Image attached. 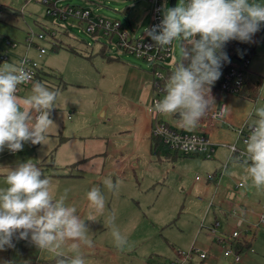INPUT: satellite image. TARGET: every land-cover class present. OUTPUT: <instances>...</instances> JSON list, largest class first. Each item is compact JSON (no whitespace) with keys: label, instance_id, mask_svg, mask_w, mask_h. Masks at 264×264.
I'll return each instance as SVG.
<instances>
[{"label":"rangeland","instance_id":"rangeland-1","mask_svg":"<svg viewBox=\"0 0 264 264\" xmlns=\"http://www.w3.org/2000/svg\"><path fill=\"white\" fill-rule=\"evenodd\" d=\"M70 1L92 9L94 15L119 20L121 31L131 34L136 29V35L142 36L150 24L147 0H96L99 5L92 4L94 0ZM161 4L164 12L170 0H161ZM85 28L75 20L47 16L45 5L38 0H0L1 49L7 50V40L13 42L15 47L8 49L10 60L15 63L28 55L39 65L35 82L60 93L44 145L28 142L22 151L12 153L5 148L0 152V187H6L2 174L7 175L9 169L29 160L36 164L51 179L54 197L66 191V203L76 207L88 223L93 244L81 249L87 264H181V254L191 250L206 254L205 259L194 254L191 264H264V225L259 223L264 190L252 185L242 164L237 158L229 160L224 147L236 145L245 152L244 140L236 131L252 123L255 107L264 105V23L251 42L235 40L254 49L247 75L250 82L261 80L259 98L252 102L218 92L212 109L225 104L229 124L208 126L203 118L197 129L187 131L209 136L216 147L214 159L176 156L167 148L157 153L147 131L148 120L155 122L150 91L153 66L135 55L118 54L109 37L96 39ZM40 33L45 40L35 41ZM39 46L47 53L40 55ZM179 59L180 45L175 42L167 68L173 70ZM32 85L19 87L18 96H30ZM158 119L179 123L170 115ZM245 134L250 135L247 128ZM213 174L217 178L211 180ZM108 177L113 183L121 181L118 191L103 184ZM239 182L244 187L238 191ZM93 186L105 195L102 212L87 199ZM230 190L238 191L234 201L224 200ZM232 206L242 208L238 217L244 221L236 240L231 238L234 221L228 213ZM113 221L128 237L122 250L111 235ZM244 236L249 242L238 253L241 260L226 257L228 249L237 252ZM13 243L15 247L0 250V264L56 262L54 254L37 249L30 240L14 237Z\"/></svg>","mask_w":264,"mask_h":264},{"label":"clouds","instance_id":"clouds-1","mask_svg":"<svg viewBox=\"0 0 264 264\" xmlns=\"http://www.w3.org/2000/svg\"><path fill=\"white\" fill-rule=\"evenodd\" d=\"M262 23L264 3L260 0H179L174 7L165 6L161 23L144 31L155 47L179 42L180 59L165 83V95L154 102V110L177 116L186 131L197 129L216 105L212 87L222 75L223 63H230L225 45L233 40L251 42ZM26 63L25 58L0 66V152L5 148L13 153L22 151L28 142L44 145L54 124L51 110L60 95L57 90L37 81L30 96L17 94L18 86L32 79ZM254 115L244 141L247 158L240 163L252 185L264 190V105L255 107ZM198 145L202 142L194 136L181 143L188 151H196ZM5 184L0 187V250L15 247V237L54 254L56 264H87L81 249L93 244L90 227L77 208L66 203V191L54 197L51 179L31 160L9 169ZM103 184L118 191L121 181L113 183L108 177ZM87 199L98 212L103 211L106 199L100 187L93 186ZM111 235L117 248L128 245V237L114 221Z\"/></svg>","mask_w":264,"mask_h":264},{"label":"built area","instance_id":"built-area-1","mask_svg":"<svg viewBox=\"0 0 264 264\" xmlns=\"http://www.w3.org/2000/svg\"><path fill=\"white\" fill-rule=\"evenodd\" d=\"M124 2H129L132 0H122ZM151 4L150 14V24L148 29L152 28L155 25H159L163 19V6L161 0H147ZM264 0H260L263 2ZM46 7L47 16L52 18H62L67 21H77L79 24L86 27V31L96 39L100 38L101 35L109 37V41L112 44V49L115 50L118 54H130L135 55L136 57L144 60L147 63H150L153 66V79L152 87L154 89V96L152 98V108H153V119L155 122L152 124V137L154 139H159L164 145L167 146V149L175 151L178 155L182 156H203L206 159H214L215 154V145L212 143L208 135L204 132H187L185 131L179 123L175 124L168 120L158 119L160 114L154 110V102L161 100L165 95L164 86L165 83L171 74L172 70L167 68V64L172 59V50L174 48V43L172 46L164 47H155V42L147 36L146 32L142 36L136 35L137 30H133V34L127 31H121L122 24L119 20H112L105 18L104 16L94 15L92 9L86 10L80 5L71 4L70 0H38ZM60 2H64L60 6ZM90 3V2H89ZM92 4L99 5V1H92ZM131 7H128L125 12L129 11ZM55 34V33H54ZM53 34V35H54ZM118 37L116 41H113L114 37ZM46 38L45 34L40 33L37 35L35 41H44ZM7 50L2 49L0 54V66H3L4 63L10 64L9 53L15 44L10 40L5 42ZM55 45V44H54ZM151 46V47H149ZM235 54L230 57V63L224 62L223 66H228L227 69H223L222 75L220 77L221 85L220 88L216 91L239 95L242 90L247 85V73L251 64V55L252 48L248 45L236 42L234 45ZM40 55L47 53L45 47L39 46ZM27 59V63L24 64L25 69L31 74V81L27 84L19 85L22 88H29L36 80L37 74L39 71V65L37 61L30 58L28 55L18 57V62ZM204 123L208 126H217L218 124H223L228 122V112L226 105L223 104L221 107H214L213 109L207 112L204 117ZM245 128L249 127L244 126L242 129L237 130V133L240 139L244 141L248 138V135L245 134ZM197 137L199 141L202 142V146L198 145L196 151L184 150L181 147V143L184 139L189 137ZM230 152L231 157L237 158L239 161H242L247 158L246 153L239 149L236 145L226 146ZM217 174L210 176L211 180L217 178ZM199 180V177H196ZM243 183H239L238 187H242ZM235 192L230 191L227 193V198L229 200H234ZM233 213L235 211L233 210ZM259 223L264 225V208L259 214ZM244 226V221L239 218L236 222V227L231 235L232 239H238L240 237V229ZM194 254H199L198 250H191L189 253H182V257L179 260L181 264H191V258ZM226 257L232 256L235 262L241 260L238 252H234L231 249H228L224 252ZM201 259L206 258V254H199Z\"/></svg>","mask_w":264,"mask_h":264},{"label":"trees","instance_id":"trees-1","mask_svg":"<svg viewBox=\"0 0 264 264\" xmlns=\"http://www.w3.org/2000/svg\"><path fill=\"white\" fill-rule=\"evenodd\" d=\"M128 12V11H127ZM237 41H229L226 45H225V48H224V51L227 53L228 57H232L234 56V52H235V49H234V45ZM228 66H222L221 68V71L223 69H227ZM38 74L40 75V72L38 71ZM37 74V76H38ZM220 85H221V80L219 79L218 81H216V83L213 85L212 89L213 90H218L220 88ZM260 89H261V82H255L253 84H247L245 86V88L242 90V92L240 93V96L247 99V100H250L252 102H255L259 96H260ZM155 141V149L157 151V153H159L162 149H166L167 146L164 145L159 139H154ZM242 244H239L237 246V252L240 253L244 247L247 246V242H249L248 240H243L241 241ZM56 264V262H54Z\"/></svg>","mask_w":264,"mask_h":264},{"label":"crops","instance_id":"crops-1","mask_svg":"<svg viewBox=\"0 0 264 264\" xmlns=\"http://www.w3.org/2000/svg\"><path fill=\"white\" fill-rule=\"evenodd\" d=\"M235 41V40H234ZM0 49H1V47H0ZM2 50V49H1ZM252 54H254V49L252 48ZM17 61H18V59L15 61V63H17ZM13 62L12 61H10V64H12ZM248 72L250 73V70H248ZM249 73H247V74H249ZM249 77H248V75H247V84H253V83H255V82H261V80H257V81H254V82H250L249 80ZM262 85V84H261ZM150 91H151V97L153 98V95H154V89H153V87H152V82H150ZM219 91H216V90H213L212 89V95L213 96H215L216 95V93H218ZM240 95V94H239ZM152 100V99H151ZM152 102V101H151ZM171 117H173L174 119H178V117L177 116H175V115H170ZM229 120H230V117L228 116V124H229ZM178 123V122H177ZM152 121H151V119L150 120H148V123H147V131L149 132V138L151 139V141L154 139L153 137H152ZM249 124H247V126H248ZM249 130V129H248ZM234 131H236V130H234ZM237 132V131H236ZM249 132H250V130H249ZM209 137V136H208ZM211 140V139H210ZM153 144H152V142H151V148L153 149V146H152ZM215 145V144H214ZM224 147H226V145H224ZM227 148V147H226ZM215 149H216V147H215ZM228 149V148H227ZM140 151H141V153H146L145 152V150L144 149H140ZM13 153V152H12ZM228 153H229V160H233V159H235V158H233V157H231V155H230V152H229V150H228ZM176 154V156H178V154L177 153H175ZM239 161V160H238ZM240 162V161H239ZM2 176H6V175H4V174H2ZM239 183H242V182H239ZM238 183V184H239ZM238 184L236 185V187H238ZM244 187V184H243V186L242 187H238V191L240 190V189H242ZM230 191H234L235 192V198L237 197V194H238V191L237 190H230ZM230 191H227L226 193H225V195H224V200H226V201H234L235 200V198H234V200H229L228 198H227V193L228 192H230ZM222 201H223V198H222ZM222 201H220V203H219V205L218 206H220V205H222ZM232 204V203H231ZM210 205L211 206H215V202H213V201H211L210 202ZM233 207V209L232 210H229L228 211V213H229V216H231L232 218H233V221H234V227H233V231H234V229H235V227H236V222H237V220L240 218V217H238V212H240L239 210H241L242 208L240 207V206H232ZM242 207H243V205H242ZM220 208H221V206H220ZM239 209V210H238ZM233 210L235 211V213H233ZM233 233V232H232ZM243 240H245V236L243 237V239H242V241Z\"/></svg>","mask_w":264,"mask_h":264},{"label":"water","instance_id":"water-1","mask_svg":"<svg viewBox=\"0 0 264 264\" xmlns=\"http://www.w3.org/2000/svg\"><path fill=\"white\" fill-rule=\"evenodd\" d=\"M177 5V0H170V7H174Z\"/></svg>","mask_w":264,"mask_h":264}]
</instances>
